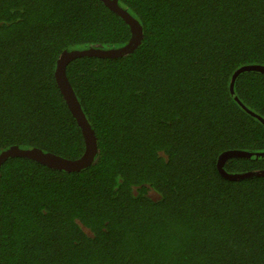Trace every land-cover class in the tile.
Instances as JSON below:
<instances>
[{"label": "trees", "instance_id": "obj_1", "mask_svg": "<svg viewBox=\"0 0 264 264\" xmlns=\"http://www.w3.org/2000/svg\"><path fill=\"white\" fill-rule=\"evenodd\" d=\"M143 26L122 56L67 67L99 153L80 170L0 167V264H264V176L223 177L228 149L264 152V123L230 91L264 65V0H117ZM102 0H0V153L70 159L81 127L55 77L65 50L126 44ZM235 91L264 117V73ZM225 169H264V156Z\"/></svg>", "mask_w": 264, "mask_h": 264}, {"label": "water", "instance_id": "obj_2", "mask_svg": "<svg viewBox=\"0 0 264 264\" xmlns=\"http://www.w3.org/2000/svg\"><path fill=\"white\" fill-rule=\"evenodd\" d=\"M109 8L118 13L129 25L131 28V37L129 41L121 46L112 47V48H85V49H73L65 50L60 55L57 60L55 77L59 84V87L64 94L65 100L68 103V106L74 113L84 136L85 140V150L83 154L76 158L70 159L62 156H57L54 154H48L41 151L39 148H22L20 146L14 145L0 153V167L2 163L10 158L16 156H23L31 159L39 160L41 163L46 164L50 167L57 169H66V170H80L84 167H87L93 164L96 160L97 154L99 153L98 140L95 130L90 124L89 120L86 117V114L82 108L81 102L79 101L77 94L69 81L67 75V67L69 63L76 57L79 56H89V55H101V56H122L133 51L143 39V26L139 20L134 17L127 8L123 7L118 3L117 0H102ZM259 71L264 73L263 64H246L238 69L232 75L230 83V91L236 101L251 115L256 116L262 123H264V117L259 115L250 109L237 95L235 91V81L237 76L245 71ZM264 156V152L254 153L247 151L245 149H228L223 151L219 155L218 160V169L221 175L229 180H240L245 178H251L255 176H264V169H254L243 172H229L225 169L226 161L230 158H239V157H259Z\"/></svg>", "mask_w": 264, "mask_h": 264}]
</instances>
